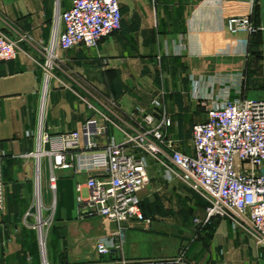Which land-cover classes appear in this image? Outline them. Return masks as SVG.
<instances>
[{
    "label": "crops",
    "instance_id": "0c3cea01",
    "mask_svg": "<svg viewBox=\"0 0 264 264\" xmlns=\"http://www.w3.org/2000/svg\"><path fill=\"white\" fill-rule=\"evenodd\" d=\"M120 2L122 28L98 46L60 51L45 91L42 46L73 0H0V30L26 35L17 58L0 61V264H264V242L231 218L209 217L208 201L152 157L140 192L149 229L139 224L121 235L116 221L85 215L76 191L81 183L88 197L85 173L60 172L51 188L49 157L34 155L40 127L71 131L104 113L107 133L92 135L103 148L124 141L141 109L155 113L156 123L166 112V139L191 153L202 97L264 98V0ZM231 16L249 17L256 30L229 31ZM37 177L48 220L44 249L34 226ZM98 241L117 251L100 255Z\"/></svg>",
    "mask_w": 264,
    "mask_h": 264
},
{
    "label": "built area",
    "instance_id": "2783aa9c",
    "mask_svg": "<svg viewBox=\"0 0 264 264\" xmlns=\"http://www.w3.org/2000/svg\"><path fill=\"white\" fill-rule=\"evenodd\" d=\"M120 0H73L72 6L56 16L50 41L42 46L45 91L55 77L60 51L79 45L98 46L100 41L122 28ZM227 29L256 30L247 16H231ZM19 39L0 30V61L18 57ZM45 97V93H44ZM204 119L192 129L193 150L183 152L166 139L170 126L168 113L156 123V115L140 110L138 125L125 130L123 142L113 139L99 148L92 135H105L111 119L91 117L80 127L57 134H37V161L50 159V185L56 190L60 172L85 173L88 197L81 195L83 184L76 186L77 200L85 215L118 223V234L142 224L151 227L141 206L140 192L149 182L148 157L159 161L168 177H176L208 201V215L231 218L264 242V98L232 99L202 97ZM36 204L39 209L34 225L42 249L45 247L48 220L41 213V182L37 177ZM4 205V182L0 156V210ZM100 255L110 254L104 241L96 246ZM120 249V246H118Z\"/></svg>",
    "mask_w": 264,
    "mask_h": 264
},
{
    "label": "rangeland",
    "instance_id": "374dc122",
    "mask_svg": "<svg viewBox=\"0 0 264 264\" xmlns=\"http://www.w3.org/2000/svg\"><path fill=\"white\" fill-rule=\"evenodd\" d=\"M56 70V69H55ZM180 180V179H179Z\"/></svg>",
    "mask_w": 264,
    "mask_h": 264
}]
</instances>
